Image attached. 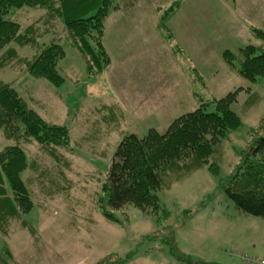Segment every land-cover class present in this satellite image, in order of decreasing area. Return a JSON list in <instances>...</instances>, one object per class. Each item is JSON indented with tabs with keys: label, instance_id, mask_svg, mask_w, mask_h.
<instances>
[{
	"label": "rangeland",
	"instance_id": "rangeland-1",
	"mask_svg": "<svg viewBox=\"0 0 264 264\" xmlns=\"http://www.w3.org/2000/svg\"><path fill=\"white\" fill-rule=\"evenodd\" d=\"M27 11L12 12L6 20L25 28L37 15ZM96 13L95 7L88 15ZM261 14L264 0H113L104 38L112 60L107 71L90 75L81 52L63 41L66 57L58 70L65 84L59 88L23 73L19 62L2 70L0 81L12 84L44 120L70 127L74 162L66 175L73 187L64 191L58 167L41 157L44 167H52L46 183L54 179L55 184L34 188L33 210L0 232V253L9 248L14 255L10 264H100L107 258L114 263L129 254V264H187L178 255L192 257L193 264H261L264 220L237 210L207 168L182 177L161 195L166 219L129 206L113 223L97 208L126 136L144 137L152 127L163 133L181 114L202 105L214 112L208 102L242 89L232 107L242 127L225 141L219 179L234 172L264 118V78L248 83L223 53L263 45L253 33L264 30ZM34 51L18 49L25 58ZM10 144L0 135V151ZM171 231L178 258L171 253V239L164 242Z\"/></svg>",
	"mask_w": 264,
	"mask_h": 264
},
{
	"label": "trees",
	"instance_id": "trees-1",
	"mask_svg": "<svg viewBox=\"0 0 264 264\" xmlns=\"http://www.w3.org/2000/svg\"><path fill=\"white\" fill-rule=\"evenodd\" d=\"M112 3L113 0H0V72L16 68L19 62L23 73L59 88L65 84L58 70L66 57L62 41L81 52L90 75L107 71L112 60L104 38ZM95 7L96 15H88ZM25 8L29 14H37L29 26L23 28L6 20L12 12ZM173 12L165 13L162 22ZM253 33L262 46L249 45L237 53H223L225 62L250 84L264 78V30L256 28ZM12 44L15 48L10 47ZM19 48L35 50L36 54L25 58ZM241 90L208 102L215 105L214 112H207L206 105H202L181 114L163 133L152 127L144 137L136 133L126 136L101 186L97 208L103 217L119 223L117 213L123 214L132 206L155 217L162 214L166 219L169 214L161 207V195L182 177L207 168L237 210L264 220V118L259 126L261 132H253L251 141L240 152V163L234 172L219 179L225 141L242 127L240 117L232 110ZM57 123L44 120L12 84L0 81V135L11 143L0 151V232L33 210L34 188L55 184L54 179L46 183L52 167H44L42 158L47 157L58 167L55 174L65 183L64 191L72 189L73 184L66 180L74 163L69 158L71 129L66 123ZM29 147L38 149L36 153L28 152ZM171 235L164 242L169 244L171 239V253L177 257L174 231ZM178 256V260L193 264L192 257ZM13 257L11 249L6 248L5 255L0 253V264H10ZM132 259L133 254H129L114 263L107 258L100 264H129Z\"/></svg>",
	"mask_w": 264,
	"mask_h": 264
},
{
	"label": "crops",
	"instance_id": "crops-1",
	"mask_svg": "<svg viewBox=\"0 0 264 264\" xmlns=\"http://www.w3.org/2000/svg\"><path fill=\"white\" fill-rule=\"evenodd\" d=\"M126 8H128V7H126ZM251 9H252V11L254 12V10H255V7H251ZM261 17L262 18H264V15L263 14H261ZM107 28H108V25H107ZM62 99H63V97H61ZM51 123V122H50Z\"/></svg>",
	"mask_w": 264,
	"mask_h": 264
},
{
	"label": "built area",
	"instance_id": "built-area-1",
	"mask_svg": "<svg viewBox=\"0 0 264 264\" xmlns=\"http://www.w3.org/2000/svg\"><path fill=\"white\" fill-rule=\"evenodd\" d=\"M257 264H260V263H257ZM261 264H264V261H263V262H261Z\"/></svg>",
	"mask_w": 264,
	"mask_h": 264
}]
</instances>
